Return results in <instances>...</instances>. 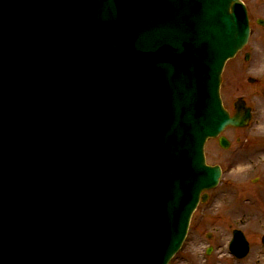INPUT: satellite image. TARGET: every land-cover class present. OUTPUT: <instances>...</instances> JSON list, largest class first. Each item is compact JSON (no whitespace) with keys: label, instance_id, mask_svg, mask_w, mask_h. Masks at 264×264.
<instances>
[{"label":"water","instance_id":"95a60500","mask_svg":"<svg viewBox=\"0 0 264 264\" xmlns=\"http://www.w3.org/2000/svg\"><path fill=\"white\" fill-rule=\"evenodd\" d=\"M248 37L240 0H0V264H168Z\"/></svg>","mask_w":264,"mask_h":264},{"label":"rangeland","instance_id":"374dc122","mask_svg":"<svg viewBox=\"0 0 264 264\" xmlns=\"http://www.w3.org/2000/svg\"><path fill=\"white\" fill-rule=\"evenodd\" d=\"M241 1L247 10L250 35L243 50L224 67L220 96L223 106L230 112L237 97H249L256 112L249 129L234 133L226 130L222 135L232 141L239 137L241 141L264 142V28L255 23L256 19L264 20V0ZM245 54H249L246 62ZM248 79H253L254 83ZM204 152L206 164L220 165L223 174L219 185L206 192L207 201L193 213L183 246L170 264H264V248L260 245V238L264 235V195L262 200L247 196L250 189L259 190L253 186L252 180L256 175L264 174V170L253 172L251 162L246 158H238L231 168L230 158L243 152L237 151L234 145L224 151L216 146L215 140H209ZM261 179L264 185V175ZM233 229L241 230L250 243L249 254L241 262L235 261L227 250ZM208 247L212 251L206 255Z\"/></svg>","mask_w":264,"mask_h":264},{"label":"flooded vegetation","instance_id":"af4514ba","mask_svg":"<svg viewBox=\"0 0 264 264\" xmlns=\"http://www.w3.org/2000/svg\"><path fill=\"white\" fill-rule=\"evenodd\" d=\"M251 80L252 81H250V83L253 84L254 83V80L253 79H251ZM263 91H264V89H263ZM262 95H263V92H262ZM238 98H242V101H244L245 106L247 108H249L251 118H250L249 124L245 128H241V129L227 128L226 129V130L233 131V133L234 132H237V131H242V130L249 129L250 126H251V124H252V121L254 119V113L256 112L254 105L251 103V100H252L251 98H249V97H247V98L246 97L245 98L238 97ZM262 98H263V96H262ZM233 105L234 104L232 102V104H231V106H232L231 107V112L229 111L230 114H233V111H234ZM226 130H224V132ZM226 140H227V147L226 148H221V146L219 145L217 139H215L216 146L219 149L224 150V151L230 149L232 145L235 146V149L237 151H238V149L239 150H243V152L236 153V154L233 155L232 158H230L229 165L231 166V168L234 166V163H235V161L238 158L239 159L240 158H244V159L246 158V160H249L251 162L250 169L253 172L257 171L258 169L259 170H262V171L264 170V159L262 158V156L264 154V152H263V150H264V148H263L264 142H259L258 139H257L258 142L256 140H253V139L252 140L251 139L250 140L245 139V140L241 141V139L239 137H234L233 138V141L232 140H228L227 138H226ZM215 166H218L220 168V170H221V177H222V174H223L222 167L220 165H215ZM263 175L264 174L262 172L261 176L256 175V177L252 180L253 183H254L253 186L254 187H258L259 190H255V189L252 190V189H250L249 192H247V196L250 195V197L252 196V198H254V199L255 198H259V200L260 199L261 200L263 199V195H264V185L262 184V179H261V177ZM200 205H202V204H199V206ZM235 261L241 262L242 260H235Z\"/></svg>","mask_w":264,"mask_h":264}]
</instances>
